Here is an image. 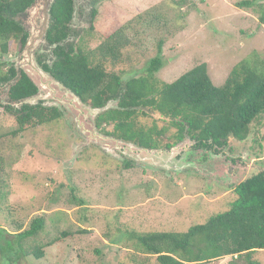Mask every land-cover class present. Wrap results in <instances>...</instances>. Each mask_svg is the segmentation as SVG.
Instances as JSON below:
<instances>
[{
  "label": "rangeland",
  "instance_id": "obj_1",
  "mask_svg": "<svg viewBox=\"0 0 264 264\" xmlns=\"http://www.w3.org/2000/svg\"><path fill=\"white\" fill-rule=\"evenodd\" d=\"M240 1L78 0L69 42L95 49L127 27L131 46L123 51L122 63L107 66L124 82L145 73L163 41V67L157 73L161 81L172 83L206 63L213 84L221 87L241 60L255 52L264 57L259 13L238 8ZM19 52L16 39L9 42L7 53L0 50L1 74L16 65ZM5 90L0 95V264H133L132 256L138 254L124 242V233L186 232L228 211L240 182L264 171V114L252 123L245 141L231 139L224 148L222 159L247 157L252 165L239 183H231L225 180L232 172L230 164H216L215 153L196 150L193 140L160 167L138 164L140 152L127 146L117 149L119 157L111 156L80 136L77 114L52 98L45 101L62 111L60 120L16 133L15 119L4 109L9 105ZM140 122L167 125L158 115ZM126 162L132 167L125 168ZM37 218L45 219L44 229L14 244L18 255L12 258L6 241L29 230ZM38 249L45 253L41 259L31 254ZM255 259L264 264V250ZM231 260L229 256L206 264Z\"/></svg>",
  "mask_w": 264,
  "mask_h": 264
},
{
  "label": "trees",
  "instance_id": "obj_2",
  "mask_svg": "<svg viewBox=\"0 0 264 264\" xmlns=\"http://www.w3.org/2000/svg\"><path fill=\"white\" fill-rule=\"evenodd\" d=\"M33 2L0 0L1 52L9 51L12 39L18 40L23 49L28 35L13 18ZM236 6L256 10L264 26V3L243 0ZM74 11V0H56L47 36L50 44L65 42L70 36ZM96 14L93 11L92 18ZM126 30L127 27L118 29L95 49L85 50L77 44L59 45L54 50L53 67L44 65L46 71L94 107H102L109 100L121 97L122 110H110L98 118V126L104 133L149 149L171 148L186 136L203 149L226 147L231 139L245 141L248 138L252 123L264 114L263 56L255 52L241 60L221 87L213 84L206 63L167 83L157 77L163 67L161 41L158 54L150 60L145 73L124 82L120 74L108 71L107 66L122 63L123 51L131 46ZM15 78L17 82L8 92L11 103L37 93V87L28 76L24 72L18 75L14 66L0 73V83L8 84ZM4 109L13 115L14 124L18 126L16 133L62 118L58 109L42 104L23 105L19 109L9 104ZM150 115L160 116L167 125L160 127L153 122L146 126L140 122V118ZM171 130L175 131L169 135ZM131 167L132 163L126 162L125 168ZM235 192L237 198L228 211L212 216L204 224L193 225L186 232L124 233V242L131 244L138 254L132 256V263L150 264L154 259L156 264H206L230 256L229 264H262L255 259V254L264 250V171L253 173L236 187ZM74 200L84 205L75 196ZM45 224V219L37 218L29 230L17 234L13 241H6L14 251L12 258L18 255L13 245L19 246L22 240L37 236ZM31 254L37 259L45 255L43 249Z\"/></svg>",
  "mask_w": 264,
  "mask_h": 264
},
{
  "label": "water",
  "instance_id": "obj_3",
  "mask_svg": "<svg viewBox=\"0 0 264 264\" xmlns=\"http://www.w3.org/2000/svg\"><path fill=\"white\" fill-rule=\"evenodd\" d=\"M77 1L78 0H74L75 11L71 23L76 15ZM262 1L264 3V0ZM55 2L56 0H34L31 6L13 18L15 22L21 24L28 37L26 44L18 54L16 65L12 66L16 68L18 75L24 72L37 87L38 91L30 97L12 103L8 95L6 104H11L18 109L23 105L35 106L38 104H42L44 107L49 108L55 106L49 105L45 99L52 98L54 101L64 105L72 114H77L76 123L79 135L87 138L89 142L99 145L105 153L114 157H119L117 149L121 148V146H127L130 150L140 152L138 157L135 158L138 164L142 163L148 167L163 166V163L167 161L170 155L180 151L187 142H192L190 136H186L184 140L171 148L149 149L141 147L133 142L106 135L100 131L98 127V118L100 115L110 110H122L123 108L120 107L121 97L115 100H109L102 107H93L91 104L84 102L73 90L65 86L63 82L44 69V65L50 68L53 67L56 61L54 50L57 46L67 47L70 44V37H68L65 42L54 45L50 44L48 41V31L50 30L53 20L51 12ZM9 62L12 63L13 61ZM16 82L17 78L6 86L5 91L8 93L10 86H13ZM57 109L62 112L59 108ZM82 113L85 114L82 118L83 124L80 122ZM86 119L87 122L85 121Z\"/></svg>",
  "mask_w": 264,
  "mask_h": 264
},
{
  "label": "flooded vegetation",
  "instance_id": "obj_4",
  "mask_svg": "<svg viewBox=\"0 0 264 264\" xmlns=\"http://www.w3.org/2000/svg\"><path fill=\"white\" fill-rule=\"evenodd\" d=\"M21 50H22V48H21ZM8 84L0 83V95L4 92V90L6 89V86ZM194 148L196 150H203V148H200V147H197L196 146V142L194 143ZM224 148L225 147H217L216 146L214 149H208V150L213 151V153H215L214 158L216 160L219 158L215 162L216 164L219 161H221L223 163H225L227 161L230 164V166H231L230 167L231 168L230 171H232V172L229 173V177L226 178L225 180H227V181H229L231 183H239V181L242 179L243 175H245L246 173H248V171L250 169V166L252 167V165L248 162V158L247 157H245L244 160L243 159H240V158L239 159H232V160H229V161L228 160H225V159H222V156L221 155H223L225 153V149ZM204 150H206V149H204ZM209 159L210 158H208V160ZM245 180H243L242 182H244ZM242 182H240V184Z\"/></svg>",
  "mask_w": 264,
  "mask_h": 264
},
{
  "label": "bare ground",
  "instance_id": "obj_5",
  "mask_svg": "<svg viewBox=\"0 0 264 264\" xmlns=\"http://www.w3.org/2000/svg\"><path fill=\"white\" fill-rule=\"evenodd\" d=\"M176 144V143H175Z\"/></svg>",
  "mask_w": 264,
  "mask_h": 264
}]
</instances>
